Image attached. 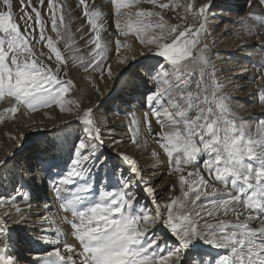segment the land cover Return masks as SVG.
I'll use <instances>...</instances> for the list:
<instances>
[{
	"label": "snow or ice",
	"instance_id": "6c2138e0",
	"mask_svg": "<svg viewBox=\"0 0 264 264\" xmlns=\"http://www.w3.org/2000/svg\"><path fill=\"white\" fill-rule=\"evenodd\" d=\"M19 2L21 15L17 17L13 0H0V100L10 98L13 106L5 111L13 114L18 104H25L29 109L56 104L64 111V96L72 81H62L58 76L61 53L49 37L47 47L55 54L56 68L42 60L24 57L25 52L31 54L25 34L30 33L34 24L40 25V39L44 40V25L41 10L33 0ZM44 2L40 0L41 5ZM133 2L138 5L141 0ZM149 2L157 4V0ZM254 2L264 11V0ZM112 3L117 17L116 30L121 35L136 32L139 42L151 53L138 62L155 85L143 97L145 106L162 129L157 133V142L166 153L182 196L173 198L170 203H158L154 188L145 180L136 161L118 152L110 168L111 178L116 182L114 188L100 191L98 199H92L94 185L89 186L87 182L91 168H107L109 164L108 158L98 152L103 141L92 118L94 109L84 110L77 119L85 126L86 135L77 139L74 167L55 181L56 185L84 181L77 194L62 204L74 217L67 222L82 247L80 264H264V133L261 132L264 121L260 122L257 134L250 133L247 123H237L225 98L218 95L214 73L208 70L209 46L202 44L201 35L202 32L207 34L208 12L213 7L211 0L205 3L193 0L185 5V16L177 17L185 20L190 13L195 24L169 25L161 11L140 10L136 13L135 25L128 23L124 27L119 19L124 15L121 9L130 8L131 4L124 0H112ZM80 4L87 23L95 31L101 12L90 10L87 0H80ZM47 7L52 31L57 32L53 0H47ZM158 7L164 10L170 5L159 3ZM151 17L159 19L155 23L147 21ZM19 19H24L23 33ZM99 39L96 32L92 42L99 51L95 52L89 67L101 73L107 71L111 77L110 66L102 67L105 51ZM119 47L117 40L116 48ZM135 67L136 62L127 69L131 71ZM126 75L121 72L120 78L125 79ZM127 77L126 83L132 90L139 86L138 82L148 83L140 72ZM161 78L167 87L160 86ZM259 101L264 103V95L259 96ZM148 123L150 126V121ZM201 154H204L202 162ZM7 162V159L0 160V166H6ZM198 165L225 188L210 184ZM188 166L193 170L187 171L186 176ZM24 171L31 175L23 183L16 181L12 194L7 197L15 217L11 211L0 210V264H19L14 249L20 238L15 235L17 230L13 226L26 223L21 202L27 195L30 206L38 179L33 168ZM23 176L22 172L21 179ZM229 177L231 191L227 189ZM138 190L151 197L152 209L134 207L139 204ZM4 203L5 199L0 196V208ZM86 203L88 206L84 207ZM81 207L84 210H80ZM253 221H258V228L250 226ZM207 249L216 250L217 257L213 258ZM220 250L224 253L220 254ZM68 253L75 254L74 245L54 246L33 261L35 264H76L73 255Z\"/></svg>",
	"mask_w": 264,
	"mask_h": 264
},
{
	"label": "bare ground",
	"instance_id": "6f19581e",
	"mask_svg": "<svg viewBox=\"0 0 264 264\" xmlns=\"http://www.w3.org/2000/svg\"><path fill=\"white\" fill-rule=\"evenodd\" d=\"M201 1L208 2V0ZM217 1L211 0L213 7L208 12L207 34L201 33L202 42L209 43L214 47L215 51H221L223 57H226V60L220 61V68L225 72L229 82L237 86L234 89L235 94L245 98L244 100L246 101L242 102L243 105H241L246 113H251L253 108L258 106V101L255 100L258 80H253V76L256 73L255 68L252 67V62L244 48H242V51L239 50V52L235 53L236 49H239L240 45H244L247 39L241 32H235L234 36L229 35L237 31L240 27H238L239 23L246 19L248 0H219L221 6L217 5ZM127 19L129 18L127 17ZM127 19L126 23H129ZM210 21L214 22V27L210 26ZM223 30L228 31L227 34H222ZM120 39L124 43L129 42L130 45L126 44L123 47V57L114 58L115 61L112 59L113 74L108 78L106 90L102 94L100 93L101 96L97 98L100 102L110 95V98L114 97L112 94H119L121 92L120 88L128 78L127 75L131 76L135 72H140L147 80L150 79L144 69L138 68V62L144 59L145 55H151L147 47L140 44V42H135L136 38L131 33L122 36ZM232 53L239 55V57H233ZM242 55L245 57L244 64L241 62ZM134 62H136V67L131 68V71H129L127 69L128 65ZM121 72L127 73L125 79L120 78ZM82 81L84 82V84L82 82L83 88L76 90L77 87L75 91L70 93L72 99H81L85 94L91 92L88 80L85 82L82 79ZM138 84L139 86L135 90L128 88L123 92L122 98L111 102L112 108H110L109 112H106V114H109L105 116V118L111 117L109 120L110 124L103 126L101 130L98 129L100 139L103 141V147H98V152L108 158L107 163L109 166L107 168L92 167L91 175L87 177V182H89L88 178H90L93 183L101 185V190V187L106 185L109 186V189H111L110 187L113 188L116 182L111 178V164L118 152L129 154L132 158H137L138 163L136 164L144 175L145 180L154 188L157 202L165 204L172 193L169 187V179L164 171L157 170L155 167H150L146 164L145 156L141 155L132 146L127 131L126 115L133 109L142 111V106H144V101L141 98L144 94L142 87L149 86V84L142 82H138ZM9 99L7 98L0 102V107L8 104ZM84 101L82 100V105L90 104ZM104 108L102 106L101 110L96 113L101 121L104 119ZM17 109L15 116L6 121L4 133L0 134V160L7 159L8 161L6 166H0V196L3 194L8 197L12 194L13 184L16 181L23 183V180H27L31 175L24 170L33 168L35 175L38 177L36 181L37 187L33 189L30 206L27 203V195L24 201L21 202L26 223L13 227L18 232L25 233L27 237L30 236L34 239L38 235L40 238H44L45 241L43 240V243H46V246L55 243V246L62 248L64 245L62 238L70 234L69 227L64 219L65 212L62 207V201L67 198L73 185H56L55 181L66 175L74 167L72 161L77 159L75 145L78 137L83 138L86 135L85 126L71 121V118L73 119L77 116V111L73 113H67V110L61 111L59 105L56 104L37 106L35 109H29L27 106L21 105ZM18 128L22 129V131L29 130V134L26 137L19 136L16 134ZM34 150L36 151V157H33V163L30 164L29 158L32 157ZM22 172L24 174L23 179H21ZM79 183L84 184V181H79ZM57 191H59V195H57ZM138 196L141 207L153 208L151 197L146 192L138 190ZM10 209L0 208L2 211H11ZM58 243L61 244L59 245ZM33 253L37 254V252ZM26 255L30 257L27 252H25L24 256ZM31 256L34 255L31 254Z\"/></svg>",
	"mask_w": 264,
	"mask_h": 264
},
{
	"label": "rangeland",
	"instance_id": "374dc122",
	"mask_svg": "<svg viewBox=\"0 0 264 264\" xmlns=\"http://www.w3.org/2000/svg\"><path fill=\"white\" fill-rule=\"evenodd\" d=\"M218 1H217V5H220L219 3L221 0L219 2ZM53 2L56 6L53 11L57 18V32L52 31V21L50 18L49 9L47 7V0H45L43 5L40 4V0H33V3L36 5V7L41 10V21L44 25L43 35L45 39L44 40L40 39V35H41L40 25L34 24V27L30 31V33L25 34L28 40V47L31 50V54L25 52L24 57L28 58L29 60L31 59L42 60L46 65L56 68L57 62L55 60V54L51 53V50L47 47V38L50 37L54 43V46L61 53L62 63L59 64L60 72L58 73V76L59 78H61L62 81H68V80L72 81L71 85L68 86V92L65 93L64 96V100L66 102L65 109L67 110L64 111H66L67 113H73L77 111L76 112L77 116L74 117L73 119L71 118V121L72 122L75 121V124H81L80 122H78L77 119L78 116L82 115L83 111L88 108L94 109L92 118L96 121V127L99 130H101L103 126L110 124L109 120L111 119V117L108 116V118L107 117L105 118V116L109 114V113L106 114V112H109L110 108H112V105H110L111 102L117 100L118 98H122L123 92L130 87L125 81L123 83V86L120 88L121 92L119 94L117 93L112 94L114 95V97L110 98L111 96L110 95L108 98H105L101 102L97 100V98H99L101 94L106 90V87L108 86V78L110 77L107 75V71L101 73L99 69L93 71L92 68L89 67V64L95 57V52L99 51L95 49V45L92 41L95 39L96 32H99V37H100L99 42L101 44L102 49L105 51L102 67L105 65L110 66L112 74L114 70L112 68V63H111L112 59L115 61L114 58L118 59L123 57L122 56L123 47L126 46V44L127 45L130 44L129 42L124 43L120 39L124 35H121L115 28L114 21L117 17L115 15V7L114 4L112 3V0H87V4L90 10H99L101 12V17L97 20L98 27L95 31L91 29L90 25L87 23L86 17L83 15L84 8L80 4V0H53ZM124 2L130 3L131 7L121 9V12L124 13V15L119 17V19L121 20V27H124L126 24H128L126 23L127 17L129 18L127 19L128 22L133 23L135 25L138 19L136 13L140 10H150L154 12L161 11V15L164 17V20L169 25L196 23L195 21L192 20L190 13L188 14L185 20H181L177 18V17L185 16V10H184L185 5L189 2H193V0H157L156 5L150 3L149 0H141V3L138 5L135 4L133 0H124ZM198 2L205 3L201 0H198ZM247 2L248 4L246 9V19H244L241 23H239L238 27L239 26L240 27L237 31L233 32L234 34L230 33L229 35L234 36L235 32H241V34H244L245 38L247 39L244 45L242 44L239 46V49H236L235 53L239 52V50L242 51L243 50L242 48H244L245 51L247 52L246 54H248V57L252 62V67L255 68L256 73L253 76V80L254 79L258 80V85H259V86L257 85L255 90L256 91L255 100L258 101V106L254 107L251 113H246V111L242 107L244 101H246L244 100L245 98L239 97L237 94H235L234 89L237 86L229 82V80L225 75V72L222 70V68H220V61L226 60V57H223L221 51H215L214 47H212L209 43L203 41L202 44H207L209 46L206 53L210 59V67L208 70L209 72L214 73L213 78L218 86V95L225 98L226 105L229 111L237 118V123H240L241 121L246 122L247 125L249 126L248 131L252 134H257V130L258 127L260 126V122L264 121V113H263L264 103H261L259 101V96L264 95V80H261V77L264 76V47H261V45L264 44V11H261L260 8L255 6L254 0H248ZM159 3H167L170 5V7L161 10L158 7ZM13 7H14V12L16 13L17 17H19L21 15L20 13L21 5L19 0H13ZM28 10L30 11V9ZM139 19H144V18H139ZM158 19H159L158 17H151V18H147V21L155 23ZM18 22L21 26V32L23 33L25 27L24 19H19ZM214 25H215L214 22L210 21V26L214 27ZM125 30L127 31V29ZM227 32L228 31L223 30L221 33L225 35V33L227 34ZM128 33L134 35V37L136 38L135 42H139L137 39L136 32H128ZM146 34L147 33H145V35ZM212 36L214 35L212 34ZM117 40L120 41L119 49L116 48ZM49 55H51V59H48ZM232 56L239 57V55H236L234 53H232ZM232 56L231 58H233ZM244 61H245V57L243 56L241 60L242 64H244L243 63ZM75 65L77 66L76 68ZM138 68L144 69L143 65H141L140 63L138 64ZM82 79L85 80V82L88 80L89 86L91 88V92L92 90L93 92L85 94L86 96L84 95L83 97H81V99L79 98L72 99L70 93L72 91H75V88L77 87L78 88L76 90L83 88ZM147 84H149V86L142 87L144 89V93L149 88L155 87V85L151 81V78L148 80ZM160 86L162 88L167 87V85L163 83V78H161ZM96 89L98 90V92ZM7 98L9 97H5L4 99L0 100V102H2ZM141 98L144 101L143 95L141 96ZM11 99H13V103H14V98ZM82 100L83 101L85 100L84 102L90 104L82 105ZM143 104L144 106H142V111L133 109L131 112H129L126 115L127 126H128V127L126 126L128 128L127 131L130 136L132 146L141 155L145 156L146 164L150 167H155L157 170L165 172L167 178L169 179V185H170L169 187L172 191L171 196L167 202L170 203L173 198L181 197L182 193L178 183L176 182V175L168 164V158L166 156V153L163 152V149L160 148V145L157 142L158 139L157 133H161L162 129L160 125L157 123L156 118L151 115L149 108L145 106V101L143 102ZM21 105L27 106L25 104H18L16 105V107H21ZM12 106H13L12 104L10 105V103H8L5 104L3 107H0V134H3L5 131L6 121L10 118H13L17 113L16 112L13 114L11 112L5 111L6 108H10ZM102 106L105 107L104 108L105 110L103 109L104 119L101 121L96 115V113L101 110ZM68 109H70V111H68ZM146 113H148L147 118L145 117ZM149 121H150V126L148 123ZM261 132L264 133V129H261ZM16 134H18L21 137H26L29 134V130L22 131V129L18 128ZM256 138H259V135H257ZM31 143L34 144L33 141H31ZM35 153L36 151L34 150L31 155L32 157L29 158L30 164L33 163V157H36ZM153 153H156V155H153ZM126 155H128L131 159L135 160L136 163H138L137 158L134 159L129 154ZM203 156L204 154H201L200 157L201 162ZM198 166H200L202 175H204L205 179L208 180L210 184H213L218 189L225 188V185L221 184L218 181H215L214 178H210L207 172L203 170L201 165ZM192 170H193L192 166H188L184 174L187 176V171H192ZM228 180L229 183L227 185V189L231 191V183H230L231 177H229ZM88 181H89L88 182L89 186L94 185L92 199H98V194L100 191L112 190L114 188V187L113 188L110 187L111 189H109V186L106 185L104 187H101L102 188L101 190L100 184L93 183L90 180V178H88ZM83 186L84 184H81L79 183V181H77L75 185L71 186L70 193H68L66 199L73 198L74 195L77 194L78 189ZM1 196L5 199V203L3 207L8 209L11 208L10 210L14 214L15 213L13 210L14 208L10 206L11 201L6 199L7 198L6 195L2 194ZM64 201L62 202L64 203ZM90 202L91 201H89L88 203ZM88 203H86L84 207H87ZM134 207L141 208L139 204L134 205ZM80 210H84V208L81 207ZM64 212H65L64 214L65 222L74 219V217H72L70 212H66L65 210ZM224 218L232 219V220L235 219L234 217H224ZM241 219H244V217H241ZM66 224L69 227L70 234L62 238L63 240L62 243L69 244L70 242V245L75 246V254L73 253H68V254L73 255V259L76 261V264H80L82 257L79 255V253L82 252V247L80 246L79 242L74 238L73 235L74 230L71 228V225L68 222ZM250 226L254 228H258L259 223L258 221H253L250 224ZM149 230L152 231L153 229H151L150 227ZM15 235L18 238H20L19 245L17 246L16 249H14L16 257L19 259V264H35L33 259L36 256L41 255L45 250H50L52 247L55 246V243H51L46 246V243H43V240L45 241V239L40 238V236L38 235H36V238H34L36 240L31 238L30 236L27 237L25 233L18 232V230ZM58 244L60 245L61 243ZM207 250L211 251L213 258L217 257L218 253L216 250L213 249H207ZM25 252H27V254H29L30 257H27V255L24 256ZM33 252H37V254H34ZM223 253L224 250H220V254ZM31 254H33L34 256H31Z\"/></svg>",
	"mask_w": 264,
	"mask_h": 264
}]
</instances>
